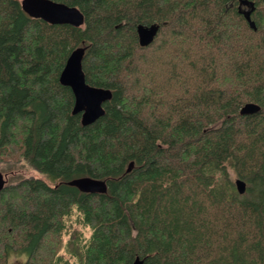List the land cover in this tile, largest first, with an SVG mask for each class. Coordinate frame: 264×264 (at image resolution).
Wrapping results in <instances>:
<instances>
[{
  "label": "trees",
  "instance_id": "obj_1",
  "mask_svg": "<svg viewBox=\"0 0 264 264\" xmlns=\"http://www.w3.org/2000/svg\"><path fill=\"white\" fill-rule=\"evenodd\" d=\"M53 1L84 25L0 0V163L41 175L0 192V264H264V0H248L256 29L240 0ZM140 24L159 25L147 47ZM79 47L112 92L89 126L59 82ZM85 176L107 192L68 185Z\"/></svg>",
  "mask_w": 264,
  "mask_h": 264
},
{
  "label": "water",
  "instance_id": "obj_2",
  "mask_svg": "<svg viewBox=\"0 0 264 264\" xmlns=\"http://www.w3.org/2000/svg\"><path fill=\"white\" fill-rule=\"evenodd\" d=\"M246 6L247 10L243 12L250 27L256 29L251 20V13L254 5L248 0H240V6ZM21 9L30 18L42 20L50 25H69L81 27L84 25V15L77 8L68 6L64 3L53 0H22ZM138 42L141 47L150 45L159 31L158 24L149 26L138 25L136 28ZM86 49L79 47L74 49L68 56L66 63L60 73L59 82L65 87H69L74 96V106L72 114L81 115L82 126L94 124L105 115V103L112 98V92L107 88L94 87L86 82L83 70V59ZM260 111V107L253 103L244 105L240 111L241 115H250ZM134 164L131 162L127 168L130 172ZM7 184L6 177L0 171V192ZM68 185L77 188L82 193L104 194L107 192V183L105 180L92 177H80L68 182ZM237 192L242 195L246 191V183L242 179L235 180ZM131 264H144V259L136 257Z\"/></svg>",
  "mask_w": 264,
  "mask_h": 264
},
{
  "label": "rangeland",
  "instance_id": "obj_3",
  "mask_svg": "<svg viewBox=\"0 0 264 264\" xmlns=\"http://www.w3.org/2000/svg\"><path fill=\"white\" fill-rule=\"evenodd\" d=\"M0 171L4 174L8 184H16L24 178H40L41 175L33 167L28 165L21 159H9L0 163ZM233 183L237 179L233 173H231ZM86 236H89V232L85 231ZM25 262V256H12L10 258V264H23ZM74 264V263H73Z\"/></svg>",
  "mask_w": 264,
  "mask_h": 264
},
{
  "label": "bare ground",
  "instance_id": "obj_4",
  "mask_svg": "<svg viewBox=\"0 0 264 264\" xmlns=\"http://www.w3.org/2000/svg\"><path fill=\"white\" fill-rule=\"evenodd\" d=\"M21 1H22V0H20V4H21ZM243 8L245 9V7H243ZM246 8H247V7H246ZM110 101H111V100H110ZM76 115H77V114H76ZM245 181H246V180H245ZM107 183H108V182H107ZM234 184H235V183H234ZM246 184H247V183H246Z\"/></svg>",
  "mask_w": 264,
  "mask_h": 264
}]
</instances>
